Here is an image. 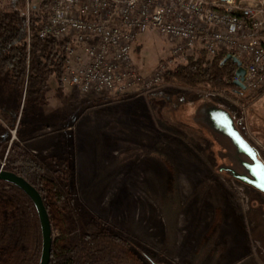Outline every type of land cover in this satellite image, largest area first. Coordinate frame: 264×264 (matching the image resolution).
I'll return each instance as SVG.
<instances>
[{
	"label": "rangeland",
	"instance_id": "1",
	"mask_svg": "<svg viewBox=\"0 0 264 264\" xmlns=\"http://www.w3.org/2000/svg\"><path fill=\"white\" fill-rule=\"evenodd\" d=\"M31 3L36 5L37 1L30 0ZM171 49V42L151 30L136 35L131 55L139 73L147 76L159 63L167 64L172 59L168 69L183 62L185 51L172 56ZM188 89L204 94L209 103H216L233 130L254 150L255 160L264 165V88L244 90L241 94L202 87ZM112 96L116 97L82 94L49 76L39 105L26 104L22 113L23 92L0 89V102L18 110L15 124L6 127L9 141L19 142L28 153L41 159L61 154L64 141L71 138L68 127L77 126L72 130L73 144L67 150L71 159L66 178L67 201L56 200L49 182L43 186L52 238L59 236L72 219L92 221L121 235L130 254L143 261L264 264V191L252 185L250 179L246 185L227 175L234 165L238 169L234 173L247 175L238 158L246 164V170L252 169L253 160L243 151L238 157L235 155L230 140L219 134L225 128L218 119L204 114L206 125L217 130L213 133L218 135L217 144L207 131L192 122L185 103L183 109L176 111L185 125L178 126L177 134L167 133L177 138L171 139L150 125L144 126L142 117L135 118L134 110L140 103L124 102L119 107L124 122L119 118L112 121L111 127L130 136L131 126L151 134L142 139L108 141L113 145L105 148L107 158L113 159L114 164L96 167L90 165L91 157L102 149L98 150L97 145L94 148L90 141H79L93 128L89 119L92 112L86 107L91 100L101 103ZM2 126H6V121L0 117V129ZM57 143L62 148H54ZM78 143L79 147H75ZM4 160L3 156L0 164ZM13 248L16 247L3 251L0 264L16 261Z\"/></svg>",
	"mask_w": 264,
	"mask_h": 264
},
{
	"label": "trees",
	"instance_id": "2",
	"mask_svg": "<svg viewBox=\"0 0 264 264\" xmlns=\"http://www.w3.org/2000/svg\"><path fill=\"white\" fill-rule=\"evenodd\" d=\"M48 2L43 0L39 9L31 5L27 11L26 0H0V89L23 92L22 113L26 104L39 105L40 93L47 87L49 76L59 81L64 72L65 48L70 41H56L38 34ZM184 53L183 62L164 72V80L192 89L202 87L238 94L244 91L232 79L237 68L235 62L231 59L223 62L228 51L219 50L210 56L205 49L194 48ZM17 113V109H9L0 102V117L6 121V126L0 129V161L5 157L2 168L33 185L44 205L42 193L46 182L52 185L51 192L57 201H67L66 178L71 162L67 150L63 156L41 159L28 153L19 142L9 141L6 127L15 124ZM230 167L227 175L249 185L234 173L237 166ZM41 244V228L33 202L17 185L0 180V256L13 245L16 247L12 250L16 254L13 264H39ZM48 264L156 263L133 257L118 233L92 221L72 219L59 236L52 238Z\"/></svg>",
	"mask_w": 264,
	"mask_h": 264
},
{
	"label": "built area",
	"instance_id": "3",
	"mask_svg": "<svg viewBox=\"0 0 264 264\" xmlns=\"http://www.w3.org/2000/svg\"><path fill=\"white\" fill-rule=\"evenodd\" d=\"M36 1L39 9L43 0ZM31 5L26 0L27 11ZM151 30L171 42L172 56L194 48L210 56L228 51L245 68V90L264 88V0H49L38 34L70 41L62 85L118 96L162 83L172 59L143 76L131 55L136 35Z\"/></svg>",
	"mask_w": 264,
	"mask_h": 264
},
{
	"label": "crops",
	"instance_id": "4",
	"mask_svg": "<svg viewBox=\"0 0 264 264\" xmlns=\"http://www.w3.org/2000/svg\"><path fill=\"white\" fill-rule=\"evenodd\" d=\"M192 91L193 90L184 87H173L169 83L163 81L160 85L144 92L138 90L137 88H130L126 93L118 95L116 97H108L105 100H102L101 103H95L92 102L94 100H91L86 108L88 110H91L92 112L89 116V119L91 121V124L93 125V128L90 132L88 131V133L86 131L79 141H90L94 148L95 145H97L98 150L101 148L102 151L100 153L94 152L95 154H92L90 165L92 164L96 167L106 168L112 165V163L114 164L113 159L107 158V155L109 154L106 153L107 151L105 150V148L107 149L108 146L109 148H111V145H113L112 143L108 144V141L113 142L122 139L133 140L134 138L137 139L138 137L142 139L146 138L145 136H147V134H151V132L149 131H145L142 129L137 130L131 126L130 131L132 132V135L130 136V134L125 135V133L116 131L111 127L112 121H116L119 118L123 120V114H121L122 111L119 107L124 102H127V104L135 101L140 103L141 105H139V107L134 110L135 118H138V116L142 117L143 121H141V123L144 126L150 125L156 132H161L163 134H177L175 133V131H178L180 129L178 128V126L183 127V125H185L182 118H177L176 111L180 110V108L183 109V104L186 103L187 107H185V109L190 112L189 115L192 122L195 125H198L200 129H204L205 131H207L213 138V141L218 144V135L216 134V136H213V133L217 131L206 125V119L204 117V114H206L208 110L212 111L213 114L218 116V106H216V103L211 104L213 103V101L209 103L207 100H205L204 94H199ZM142 111H144V113H142ZM167 117H169V119H166ZM117 123L121 124V122ZM165 124L171 126H165ZM70 126L71 128L68 127L70 130H67V134L69 137L71 135V138H66V141H64L66 144L64 151L68 150L69 146V148H71L73 140L75 139V134L72 132V130L74 129L75 131L77 126L74 127L72 126V124H70ZM65 127L67 128V125H65ZM167 135L171 139H177L170 134ZM149 136L152 137L151 135ZM67 140H70V142H68ZM60 142L63 141L60 140ZM57 144L58 145L56 146L54 145V148H62L60 143ZM164 145L167 148H170L169 144L164 143ZM75 147H79V143L76 144ZM64 151L61 150V154L59 153L58 155L54 156H63L65 153ZM50 157H52V155ZM103 172L110 173V171L107 170Z\"/></svg>",
	"mask_w": 264,
	"mask_h": 264
},
{
	"label": "water",
	"instance_id": "5",
	"mask_svg": "<svg viewBox=\"0 0 264 264\" xmlns=\"http://www.w3.org/2000/svg\"><path fill=\"white\" fill-rule=\"evenodd\" d=\"M227 59L233 60L237 66L235 70V75L237 76V78L233 80L234 84L240 89L245 90V86L242 83L243 77L245 74V68L242 65L241 60L238 57L232 55L231 53H228L225 56V58L223 59V62L226 61ZM218 111H219L218 116L213 114L212 111L210 110L207 111L206 115H209L211 118L212 117L217 118L218 123L222 127L225 128V130L223 129L224 132H220L219 134L226 136L230 140V142L233 144V147L235 148V155H237V157L239 153L243 151L244 153H246V155L248 154L250 158H252L253 160L252 169L248 168V170H246V164L240 161V159L238 158L239 163L243 166L244 172L247 175L238 174L236 176L239 179L244 180L245 182L246 181L248 182L249 181L248 179H250V181L254 182V184L252 185H255L256 187L261 189L258 185H260L261 183H264V165H262L260 162L255 160L254 150L240 137L238 133H236L235 130H233L230 121L227 120L225 116V113L219 108H218ZM209 126L212 129H214V126L212 125H209ZM0 180L8 181V182H11L17 185L20 189H22L27 194V196L33 202L37 215H38L40 228H41V237H42L39 264H48L49 259H50V250H51V242H52L51 227L49 223L47 210L43 203L40 193L33 185H31L23 177L9 170L0 169Z\"/></svg>",
	"mask_w": 264,
	"mask_h": 264
},
{
	"label": "snow or ice",
	"instance_id": "6",
	"mask_svg": "<svg viewBox=\"0 0 264 264\" xmlns=\"http://www.w3.org/2000/svg\"><path fill=\"white\" fill-rule=\"evenodd\" d=\"M260 188H261V190H264V183H261L260 185H258Z\"/></svg>",
	"mask_w": 264,
	"mask_h": 264
}]
</instances>
